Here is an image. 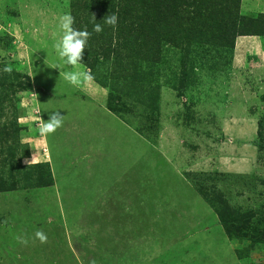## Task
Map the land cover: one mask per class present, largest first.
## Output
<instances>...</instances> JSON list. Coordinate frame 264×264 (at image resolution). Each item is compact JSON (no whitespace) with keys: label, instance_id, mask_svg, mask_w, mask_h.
Segmentation results:
<instances>
[{"label":"rangeland","instance_id":"1","mask_svg":"<svg viewBox=\"0 0 264 264\" xmlns=\"http://www.w3.org/2000/svg\"><path fill=\"white\" fill-rule=\"evenodd\" d=\"M73 2L0 0V264H264V36L162 42L124 66L106 55L104 0H87L77 29L95 14L105 45L66 69L89 74L77 87L50 66ZM52 111L63 126L41 134Z\"/></svg>","mask_w":264,"mask_h":264},{"label":"trees","instance_id":"2","mask_svg":"<svg viewBox=\"0 0 264 264\" xmlns=\"http://www.w3.org/2000/svg\"><path fill=\"white\" fill-rule=\"evenodd\" d=\"M89 6L87 0H74V28L87 24L82 16H86ZM100 13L103 17L118 15L115 28L106 24L110 42L105 50L106 55L113 54L124 66V59L125 63L131 59L156 61L162 42L180 46L194 38L234 47L238 36H264V12L256 16L240 13V0H104ZM95 36L98 38L93 41ZM103 37L92 32L91 44L105 45ZM86 54L84 50L83 59H87ZM86 61H90L86 62L88 65L93 63L91 59ZM219 218L227 227V217L219 214Z\"/></svg>","mask_w":264,"mask_h":264},{"label":"clouds","instance_id":"3","mask_svg":"<svg viewBox=\"0 0 264 264\" xmlns=\"http://www.w3.org/2000/svg\"><path fill=\"white\" fill-rule=\"evenodd\" d=\"M103 20L105 24L115 28L118 23V15L116 13L108 14ZM74 23L75 17L71 15V13H64L58 17V28L60 29L61 34L55 40L53 48L61 63L50 66L60 68V79H63L72 86L78 87L82 80H87L89 78V74L66 69L75 68L80 62H82L84 50L92 32L101 33L103 27L101 24L96 23L95 14L92 16L91 23L93 24V28L91 32L87 29V26H85L83 30L74 28ZM46 63L48 64L47 60ZM3 71L10 74L13 71V68L11 65H6ZM64 120L65 116L59 111H52L50 112L47 121L42 119V122L39 125V131L41 134H53L58 128L63 126ZM31 161H26V163L29 165ZM34 237L42 244L47 243L48 237L43 230L38 229L35 232ZM15 239L18 243L25 246L29 243V238L26 235L18 234ZM91 264H96V262L91 261Z\"/></svg>","mask_w":264,"mask_h":264},{"label":"crops","instance_id":"4","mask_svg":"<svg viewBox=\"0 0 264 264\" xmlns=\"http://www.w3.org/2000/svg\"><path fill=\"white\" fill-rule=\"evenodd\" d=\"M242 3L244 4V1H242ZM245 36H249V35H245ZM250 36H256V35H250ZM238 37H242V36H238ZM249 122H252V120L250 118H247L246 123L249 124ZM251 131L252 130H249V127H246V128L241 127V129L239 130V133L237 132V134H238V137L243 138V137H246ZM244 147L245 148H242V149L247 152L244 156L245 159L243 158L242 160L238 161L237 164L243 165L246 168V167L252 166V163H253L252 158L255 157V152L252 150V148L247 147V144ZM228 162H229L228 163L229 166L233 164L231 161H228Z\"/></svg>","mask_w":264,"mask_h":264}]
</instances>
